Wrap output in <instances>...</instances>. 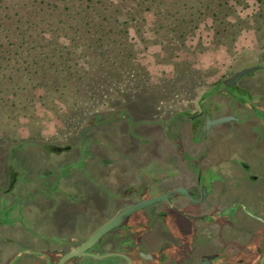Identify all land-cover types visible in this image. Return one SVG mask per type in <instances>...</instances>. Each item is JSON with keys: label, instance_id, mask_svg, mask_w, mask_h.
<instances>
[{"label": "flooded vegetation", "instance_id": "1", "mask_svg": "<svg viewBox=\"0 0 264 264\" xmlns=\"http://www.w3.org/2000/svg\"><path fill=\"white\" fill-rule=\"evenodd\" d=\"M240 60L73 143L0 146V264H264V59Z\"/></svg>", "mask_w": 264, "mask_h": 264}, {"label": "rangeland", "instance_id": "2", "mask_svg": "<svg viewBox=\"0 0 264 264\" xmlns=\"http://www.w3.org/2000/svg\"><path fill=\"white\" fill-rule=\"evenodd\" d=\"M157 2L140 7L142 14L134 17L117 14L120 23L110 25L117 29L110 42L124 41L128 49L87 52L74 78L49 66L36 70L32 57L21 70L0 63V146L73 143L92 113L130 111L140 98L154 105L189 100L246 65L240 58L264 59V0H186V8L169 0L165 4L174 10L168 12L176 16L167 18ZM31 73L37 82L18 78Z\"/></svg>", "mask_w": 264, "mask_h": 264}, {"label": "trees", "instance_id": "3", "mask_svg": "<svg viewBox=\"0 0 264 264\" xmlns=\"http://www.w3.org/2000/svg\"><path fill=\"white\" fill-rule=\"evenodd\" d=\"M157 1L0 0V63L18 65L21 70L27 64L28 58L32 57L31 63L37 66L36 70L49 66L48 70L54 74L60 75L63 71H69V77L74 78L77 74L73 71L79 67V58L88 57L87 52L104 54L101 51H110L114 45L115 49L122 47L128 49L124 41L110 42L111 37L117 32V29L110 28V25L116 26L120 23L117 14L134 17L138 15V11L142 14L140 7H150L157 4ZM166 1L169 0H160L159 6H163V9L158 12H163L161 14L166 15V18L176 16L175 13L168 12L169 8L173 10L174 8L172 5L167 6ZM202 1L199 0L198 4L202 5ZM121 3L126 5L123 6ZM174 4L178 8L187 7L186 0H175ZM103 24L107 26L103 28L101 26ZM228 31L226 29L219 34ZM123 32L124 30L120 29L119 35ZM86 34L91 36L87 37ZM62 39L68 42L60 43ZM68 56L71 59L66 58ZM36 76L37 73H31L28 77L18 78L20 81L25 79L35 83ZM84 77L85 75H80L82 80ZM10 80L12 81L11 78Z\"/></svg>", "mask_w": 264, "mask_h": 264}, {"label": "water", "instance_id": "4", "mask_svg": "<svg viewBox=\"0 0 264 264\" xmlns=\"http://www.w3.org/2000/svg\"><path fill=\"white\" fill-rule=\"evenodd\" d=\"M252 69H247V70H244V71H242V72H240V73H238L237 74V76H240V75H243V74H246V73H248V72H250ZM225 120H228V119H222V120H220V121H225ZM219 121V122H220ZM112 225H114V223L113 224H110L109 226H107L106 228H104L103 230H101V232L103 233V232H105L107 229H109ZM101 232H99V233H101ZM98 233V234H99ZM78 253V252H77ZM77 253H75V254H77ZM72 255H74V254H72Z\"/></svg>", "mask_w": 264, "mask_h": 264}]
</instances>
